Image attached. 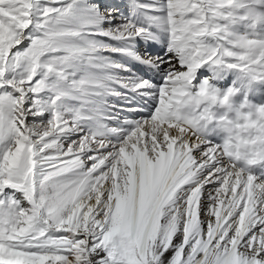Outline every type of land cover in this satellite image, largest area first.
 Here are the masks:
<instances>
[{
	"label": "snow or ice",
	"instance_id": "obj_1",
	"mask_svg": "<svg viewBox=\"0 0 264 264\" xmlns=\"http://www.w3.org/2000/svg\"><path fill=\"white\" fill-rule=\"evenodd\" d=\"M114 7L96 0H0V264H233L234 253L240 264H264V223L251 222L238 231L240 246L224 245L221 237L187 254L189 245L177 239L175 225H160L153 234L154 218L175 178L172 165H158L153 174L135 165V190L123 209L111 195V203L104 202L102 193L95 207L83 202L85 192L98 183L94 173L105 166L91 146L97 135L106 134L101 131L104 110L65 120L59 101L68 69L93 66L100 43L96 37L116 38L105 25L135 27L113 25L114 17L105 10ZM181 31L186 35L170 36L166 47L150 55L155 65L143 61L161 74L152 87L177 76L199 86V96L215 100L218 89L207 78L195 83L212 53L197 46L194 30ZM151 81L148 77L141 86ZM187 87L181 95L199 103ZM162 103L157 95L145 106L155 110ZM86 119H94L95 129L85 128ZM120 153L131 164L126 149ZM260 168L257 180L264 184V163ZM142 188L149 205L143 218Z\"/></svg>",
	"mask_w": 264,
	"mask_h": 264
},
{
	"label": "bare ground",
	"instance_id": "obj_2",
	"mask_svg": "<svg viewBox=\"0 0 264 264\" xmlns=\"http://www.w3.org/2000/svg\"><path fill=\"white\" fill-rule=\"evenodd\" d=\"M132 1L138 6V22L136 24V29L124 27L119 30L121 31V36L127 38L125 42L130 51L137 56L145 58L148 49L157 50L162 47L159 43L162 42V39L165 38L167 34L154 33L153 29L147 27V7L141 2L144 0ZM225 1L229 2L231 0ZM96 2L104 5L107 4L108 1L96 0ZM238 2L241 3V8H243V11L241 9L239 10L240 14L238 18L236 20H231L226 15L223 20L225 26L229 29L231 28L229 35L240 48H250L255 52H263L264 12L259 11L254 4L257 6H264V2L263 0H238ZM178 3H181V0H170L168 5V11L171 14L168 15V17L173 18L174 21L167 25L173 29L171 34L176 36L186 35V33L181 30L185 27H189L194 30L191 33L199 37L201 33L199 23L205 22L207 24L206 27H210L208 20L210 12L208 13L207 11L210 5H205V3L200 2V8L191 13V18H181L178 13L179 7L176 6ZM210 7H212V10H216L214 5ZM160 8L163 9V7ZM246 10H248L250 16H247ZM250 18H256L261 21L262 41L245 37L244 32L246 24ZM159 23L164 26V20L162 18L159 19ZM140 29H143V31H140ZM122 59H124V57ZM149 61H153V59H149ZM144 86L146 88L143 87V89L151 88L150 84H144ZM160 119V116H157V118H153L152 121L146 120V123H143L136 132L133 131V139H126L121 146L115 147L117 149L115 152L118 157L110 170L102 175L100 190L96 196L84 197L83 202L86 205L95 207L101 200L102 193L103 201L111 203L109 196L116 197V195L113 196V190L118 185L117 181L113 182L110 180L111 176L116 180L119 175L123 173L130 174L132 178L131 181L133 182L132 184H134L133 173L135 171V165L137 164L141 169H148L150 174L155 172L158 165H172L175 178L170 184L174 183L175 180V183L182 180L181 184H185L190 182L187 181L188 178L198 180L201 171L204 168H210V165H213L216 161L218 164L216 171L220 175H224L223 186L215 192H203L202 199L200 195L201 192H199L196 199H194V204L191 203L190 211H186L187 213L183 217L179 216L178 220L174 223L178 229L176 233L183 231L185 241H187L188 244L194 239L199 241L200 245L205 243L208 244L213 240L218 241L221 237H224V245H227L225 243L230 240L231 233L245 231L251 226V222L264 223V184H261L254 176L244 174L240 170L234 172L229 169L228 165L225 164L220 157L222 155L216 147H208L205 152L197 153V150L206 145V143L202 142L201 139L191 138L187 128L164 123ZM121 148L126 149L127 155L132 161L131 164L127 163L126 158L120 153ZM200 155L202 159L199 157ZM205 157H208V160H203ZM126 165L130 168V171L124 170L123 167ZM190 171L193 173L192 176H187ZM181 174L182 176L176 179ZM116 189L119 190L118 186ZM178 193L179 190L172 195L168 202H166L167 207L170 203H173V206L170 208L174 207ZM106 203H100V207H105ZM170 208L163 211L160 210L159 216L154 223H156L160 217L162 218L163 215L168 214V209ZM225 233H227L226 236ZM240 241V236L238 235L237 240L232 242V245L229 247L233 245L238 246ZM224 245H221V247ZM199 246L195 247L199 248ZM240 259L239 254H233V264L239 263Z\"/></svg>",
	"mask_w": 264,
	"mask_h": 264
},
{
	"label": "rangeland",
	"instance_id": "obj_3",
	"mask_svg": "<svg viewBox=\"0 0 264 264\" xmlns=\"http://www.w3.org/2000/svg\"><path fill=\"white\" fill-rule=\"evenodd\" d=\"M161 4H167V2H163L160 0H151L149 8H148L147 4L144 3V5L147 7L146 13L148 14V17L150 20H153L156 16L163 18V15L165 14V12H167L168 8H166V10L161 9L160 8ZM198 5L199 4L197 1H194L193 3H191L190 8L188 9V13H191L192 9L198 8ZM254 6H256V5L254 4ZM178 13L179 14L181 13V15L185 14V12L183 11V6L178 8ZM212 15H213V13H212ZM218 19H219V16L217 18H213L211 22H214ZM216 24L217 23L214 22L215 27H217ZM109 55L113 56L114 58L107 57ZM118 56L119 55H115L114 53H111V54L105 53L103 55L96 54V55H94L95 58L92 60V61H94V60L100 61V59H102L103 61H105L107 66L109 67V72L116 79V81H115L114 78L111 77V79L114 80L115 82H112L113 84L107 83L105 86L106 90H112V91H106L105 92L109 95H105V96L101 97V91L100 90H96V91H95V89L90 90L92 88V86L99 83L96 78L94 79V82L88 80L87 77H86V79L80 78V80H78L79 77H77L76 71H74L73 69H68L67 79H66V80H68V86L65 88V90H63V93H66L65 98H61L59 101V103L62 106L61 112L63 113L65 120H72L74 118V116L76 117V114H78V116H83V117H94L95 115L98 114L97 112H95V109H97L98 107H102L104 110L103 116L105 117V119H104L105 127L103 129H101V131L105 132L106 134L103 136L98 135V137H109V136H111L114 124L110 123V122H115L114 119H115V117L117 118V114L114 111H118L119 114L127 111L125 109V106H129L128 102L132 100V97H131L132 94L130 93L129 89L126 88V86H129V85H132L134 83L139 82L137 78L133 79V81L130 80V77H134V75L129 73L128 70H127L126 76L124 78V71H122L121 69L125 65V62L123 60L119 59ZM116 84H118L117 88L111 89V87L115 86ZM141 84H142V82H140V84L137 87L146 88L145 87L146 85L141 86ZM83 100H84V102H83ZM122 116H124V114L118 115V118L123 119ZM83 123H84L85 128L90 127V128L95 129L92 125L93 123H95L94 119H86L83 121ZM135 127H138V125L125 123L123 126L124 129H132ZM136 131L137 130H135V132ZM132 137L134 138V135H131L126 139L130 140ZM125 140H123L118 145L108 146V145L102 144L101 143L102 140H98L95 138V141L92 143L91 146L95 150L94 151L95 154L97 152H99V150H102L101 153L96 154V156L98 157V159H103L105 161V166L100 168L101 172H95L94 173V176L98 179V183L94 182L92 190L86 191L83 198L86 196L88 197V196H92V195L93 196L97 195L98 191L101 188L102 175L110 170V168L114 164V161L118 157V155L115 152L117 150L115 147L121 146ZM203 147L214 148V146L208 145V144L204 145ZM105 148H108V149H105ZM199 157H201V159H202L201 155ZM220 157L222 158V156H220ZM203 160H208V157H205ZM85 163L90 164L91 162L89 160H87V158L85 157ZM212 163H213V160H212ZM224 163L228 165L227 162H224ZM210 166H211L210 168H208V169L204 168L201 171V173L199 174L200 178L198 180H195L194 178H190V179L188 178L189 180L187 179V181H190V182L185 183V184H181L182 180L178 183H175L176 180L174 181V183H171L170 192H169L167 198L164 200L163 204L158 209V213H157L156 217L154 218V221L157 220V217L159 216L160 210H162V211L167 210V208H170L171 206H173V203H170L169 206L167 207L166 202H168L170 200V198L172 197V195L179 190L176 204L174 205L173 208L168 209V214L163 215L162 218L160 217V219L156 223H154L153 234H155V228L156 227H158L160 225H168V224L174 225V223L178 220L179 216L183 217L188 212V210L190 211L191 203L194 204V202H195L194 199H196L197 194L199 192H201L200 195H201V199H202L203 192H206V193L211 192V191L215 192L216 190L221 189V187L223 186L224 175H220L216 171V169L218 168V164L216 161L213 163V165H210ZM123 168L125 171H130V168L127 165ZM190 172L188 173L187 176H190V175L192 176L193 173L191 172V174H190ZM128 176H129V179H128ZM181 176H182V174L179 175L176 179L180 178ZM110 180L113 182L117 181V183H118L117 186H118L119 190L116 189L117 188V186H116V188H114V190H113L114 191L113 196L116 195V197H114L116 205L119 208L123 209L126 206L127 199L131 197V194L135 190V183L132 184L133 183L131 181L132 178H131L130 174H127V173H123L122 175H119V177L116 180H114L113 177L111 176ZM190 184H193V185L189 186ZM124 193H127L128 196L126 197L124 195ZM148 206L149 205H148V202L145 198L144 190L142 188L141 189V199H140V215L142 218H143L144 212L148 208ZM175 235H177L176 237L178 240L185 241V236L183 234V231H180L179 233H176ZM161 236H163V230H161ZM237 238H238V235H236V233L233 232L230 234V240L227 241V243H225V244L230 246V245H232V242L237 240ZM157 242L159 243L160 241H157ZM216 242H217V240H213V241H211V244L215 245ZM240 244L242 245L243 242L240 241L238 246H240ZM188 245H189V248L185 249L186 254L189 252V250L193 249L195 246H199L200 242L196 241L194 239ZM195 248H197V247H195ZM244 248H246V246H244ZM244 248H241V250L243 251ZM237 264H240V262Z\"/></svg>",
	"mask_w": 264,
	"mask_h": 264
},
{
	"label": "clouds",
	"instance_id": "obj_4",
	"mask_svg": "<svg viewBox=\"0 0 264 264\" xmlns=\"http://www.w3.org/2000/svg\"><path fill=\"white\" fill-rule=\"evenodd\" d=\"M264 119V118H262ZM257 132V128L254 126L253 122L244 118V124L236 130V139L239 147L241 149H244L248 147L250 151H248L245 154H242L240 159L245 163L246 165H254V164H262L264 163V152L257 154L254 149H252L251 145H246L245 142L241 141L240 136L241 133H248L255 135ZM256 147L264 148V131H261V134L258 138V142L256 144Z\"/></svg>",
	"mask_w": 264,
	"mask_h": 264
}]
</instances>
